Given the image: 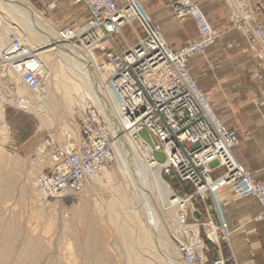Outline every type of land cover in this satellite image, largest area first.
Returning a JSON list of instances; mask_svg holds the SVG:
<instances>
[{
  "label": "built area",
  "instance_id": "2783aa9c",
  "mask_svg": "<svg viewBox=\"0 0 264 264\" xmlns=\"http://www.w3.org/2000/svg\"><path fill=\"white\" fill-rule=\"evenodd\" d=\"M63 2L66 0H54ZM84 5L89 19L80 30L63 28L75 45L84 50L98 51L99 63L104 66L106 83L118 100V111L126 130L147 147L141 130L149 132L156 150L164 154L161 175L183 189L190 185L193 193L176 195L187 199L185 218L198 224L195 240L185 243L183 253L187 264H207V244L220 250L212 264H227L221 251V240L230 243L228 222L218 209L217 196L226 187L242 182L249 196L259 206L253 222H264V181H259L248 168L234 157L240 143L235 129L226 127L217 116L208 96L200 89L189 72V61L211 48L216 37L204 13L189 0H176L180 15L190 16L199 30V38L181 49H173L160 30L150 28L148 35L134 45L119 48L116 39L130 25L131 11L138 0H73ZM241 1V0H240ZM264 4V0H260ZM237 30L249 41L264 46V28L256 23V13L241 5H229ZM3 28L0 20V32ZM0 69L13 72L21 85L38 90L43 85L41 63L18 37L12 35L0 46ZM79 142L70 150L62 148L53 137H45L29 158L38 168L37 188L45 199L75 196L83 192L93 176L115 161L117 137L108 119L89 99L73 110ZM213 206H207L209 197ZM207 197V198H206ZM201 200L206 217L194 208ZM217 208L219 220L211 216ZM193 211L198 217H192ZM203 230V232L200 231Z\"/></svg>",
  "mask_w": 264,
  "mask_h": 264
},
{
  "label": "rangeland",
  "instance_id": "374dc122",
  "mask_svg": "<svg viewBox=\"0 0 264 264\" xmlns=\"http://www.w3.org/2000/svg\"><path fill=\"white\" fill-rule=\"evenodd\" d=\"M29 1L44 14L47 20L56 24L59 29L72 27L75 30H80L84 26V22L79 25L77 23L75 24L72 21V16L69 14L64 16L59 15V17L54 18L41 7L35 5L31 0ZM140 1H138L137 7L134 8V10L139 8L136 10V18L132 14L134 12L132 10L130 16L132 17L131 20L133 23L122 30V35L118 42H124V38L131 39V35L134 33L133 27H140L142 31H139V37H136L134 44L139 39L145 38L150 28L159 30L156 20H154L157 11L148 12ZM189 1L200 9L198 1ZM217 1L223 6H227L231 29L240 33L234 25L232 11L229 9V1ZM241 2L242 0H236L235 5H241ZM60 5L63 6L60 2L55 4V6ZM55 6L51 10H54ZM172 10L175 13L176 19L182 21L184 24L191 19L188 15H178L176 0L174 3L172 0L170 6H168L169 16L172 15ZM0 16L4 18L6 26L10 30H12V27L20 25L19 21V23L11 21L12 19H10L8 13L0 12ZM256 23L264 28L259 18L256 19ZM8 25H11V27ZM215 37L217 39L218 35L215 34ZM194 41H189V43ZM247 44L253 52H259V54L263 55L262 59L264 58V48L261 44L249 43L248 40ZM35 45L37 46L36 43ZM259 45L260 47H258ZM36 46L35 50L37 49ZM94 55L97 61L99 53L95 51ZM201 55L203 53L196 55V57ZM45 62L48 63L49 60L47 59ZM48 66L53 73L52 76L55 77L57 75L56 79L58 78V82L60 83V90L58 91L60 99L57 100V107L55 106L50 110V116L18 109L17 105L13 102L16 100L15 95L18 88L22 85L19 82L17 84L12 79V75L10 76L0 69V100H2V104L0 105L4 109L5 120L10 128L9 138L7 140L2 139V136H0L1 238L6 236L7 228L10 227V220L15 219L13 223L15 225L13 228L14 232L12 233L14 250L13 254L6 261V264H21L17 260L22 253L20 250L22 248L31 249V239L38 244V248L36 247L38 255L36 256L37 259L34 264H66L63 261L66 259L69 264H135L136 256L148 259V263L150 264H160L158 257L153 253H148L149 251L146 252L147 250L139 249L140 254L136 250L130 252L131 248L129 244H131V239L129 237L144 238L146 225L144 217H139L133 212L128 213V210L125 211V202L123 199L128 201L130 198L129 189L131 181L127 171H123L116 161L105 167L102 172L95 174L91 181L84 187L83 192L78 195L64 196L58 199H45L40 194L36 185L39 169L29 164V158L32 156L38 144L48 135L61 144L62 148L68 149V141H70L71 137H69V132L65 127L66 123L68 126L70 125L71 131L78 143L79 133L73 121V110L79 107L80 101L88 99L84 95L75 93L73 89H70L69 83L72 79L69 81L68 74L65 73L67 76L62 74L61 66L58 64L56 58L53 62H49ZM26 90L33 92L28 88ZM161 176L164 182L170 186L172 190L170 195L172 197L184 194L183 192L191 194L194 191L190 185H184L182 189L176 182L170 181L163 175ZM26 181L28 183L27 185L25 184ZM232 186L234 187L230 189L237 196L239 195L238 198L242 196L249 197L247 188L242 182L233 184ZM210 197L208 200H210ZM210 201H207L208 206H211ZM166 203L169 206L167 213L172 221L179 219L178 212L183 210V208L187 209V206L191 209L193 208L191 204L189 205L187 199H183L180 203L168 199ZM194 204L196 206L195 209H203L204 204L201 200L196 201ZM4 205H9V209L2 212L1 207ZM209 212L213 215L211 211ZM196 214L198 213L193 211L192 217L195 218ZM225 216L226 214H224ZM205 217L206 213H203L202 220ZM176 224L180 225L178 222ZM186 224L192 223H188L185 218L184 225ZM200 231L203 232L202 229ZM182 235L184 245L189 240H195V237L188 234L185 228L182 229ZM183 246H181V252ZM207 246L209 249L207 264H212L220 255V250L217 247H212V245L207 244ZM228 246L229 244L226 241L221 240L222 255L226 259L231 256ZM182 254L186 261L183 252ZM62 258L63 260H61ZM93 259H96L95 263L92 262Z\"/></svg>",
  "mask_w": 264,
  "mask_h": 264
},
{
  "label": "bare ground",
  "instance_id": "6f19581e",
  "mask_svg": "<svg viewBox=\"0 0 264 264\" xmlns=\"http://www.w3.org/2000/svg\"><path fill=\"white\" fill-rule=\"evenodd\" d=\"M228 1L234 7L236 6V0ZM0 12L8 13L10 19H12L11 21L20 22L19 26H14L10 30L6 26L4 18L0 16L3 25L0 32V46H3L12 35L18 37L31 51H37L36 54L41 63L43 74V85L41 88L28 92L25 87H19L15 95L16 100L14 99L15 102L13 103L17 105L18 109L23 111L50 116V110L56 106L57 100L60 99L58 95L60 83L58 82V78L56 79L57 75L55 77L52 76L53 73L48 66V63L53 62L56 58L58 64L61 66L62 74H68L69 81L72 79L69 83L70 89H73L75 93L84 95L94 105L99 106L97 107L101 109L102 114L108 119L111 129L117 137L115 161L123 171H127L131 181L129 189L130 198L128 201L123 199L125 211L128 210V213L133 212L139 217H144L146 225L144 238L129 237L131 239V244H129L131 248L130 252L132 250L139 252V249H143L158 257L160 264H187L182 254L185 247L182 229L185 228L188 234L196 237L198 234V224L184 225L186 208L178 212L179 219L177 221L171 220L167 213L169 206L166 202H168V199H171L180 203L182 202V198L176 197V195L172 197L170 195L172 192L170 186L162 179L161 167L158 164H161L160 162L164 160V154L156 150L154 139L146 130H141L139 135L147 147L139 145L138 141L135 142V138L126 130L125 122L118 111V100L108 86V83H106L104 66L99 63V59L96 61L95 51L88 52L82 46L73 44L67 32L59 29L56 24L47 20L44 14L29 0H0ZM130 22L133 23L132 20ZM47 59L49 60L48 63L45 62ZM2 71L10 76L12 75V79L17 84L18 82L21 83L19 77L13 72ZM1 101L0 104H2ZM81 102L84 103V101H80L79 107L83 105ZM65 127L69 132V137H71L70 141H68V149L66 150H70L77 144V139L74 137L70 125L68 126L66 123ZM9 133L10 128L5 120L4 109L0 105V136H2V139L7 140ZM25 184H28L27 181ZM71 200L73 199L71 198ZM8 209L9 205L1 207L2 212ZM197 217L198 214H196L194 219ZM14 220H10V227L7 228L6 236L0 237V264H6L8 258L13 254L14 242H12V233L15 226L13 225ZM176 222L183 226L177 225ZM37 245L31 239V249L22 248L20 250L22 253L17 260L21 264H34L38 255ZM181 246H183L182 252ZM141 252L143 253L144 251ZM136 258L135 264H150L148 263V259L140 258V256H136ZM63 261L69 264L67 259ZM95 261L96 259L92 260L93 263Z\"/></svg>",
  "mask_w": 264,
  "mask_h": 264
},
{
  "label": "crops",
  "instance_id": "0c3cea01",
  "mask_svg": "<svg viewBox=\"0 0 264 264\" xmlns=\"http://www.w3.org/2000/svg\"><path fill=\"white\" fill-rule=\"evenodd\" d=\"M31 1L54 18L69 14L72 16V21L78 25L83 22L85 25L89 19L85 6L75 4L73 0L60 2L63 6H55L57 2L54 0L53 2L52 0ZM116 1L120 5L125 2V0ZM171 1L141 0L140 2L148 12L157 11L154 20L160 32L167 43L178 50L189 41L197 40L199 31L192 18L184 24L176 19L173 10L172 15L169 16L168 6ZM196 1L211 23L214 35L217 34L218 38L216 44L203 55L195 56L189 61V72L200 89L208 96L221 122L229 129L237 131L240 144L233 152L235 159L252 171L259 181H264L263 55L253 52L248 47L247 39L241 33L231 29L226 5L223 6L217 0ZM242 2L256 13L259 21L264 25V4H260V0H242ZM53 6L55 8L51 10ZM137 9L132 12L135 18ZM133 29L131 39L124 38V42H118L122 33L116 39L119 48L125 49L134 44L136 37H139V31H142L140 27H133ZM262 47L264 48L263 45ZM232 187L234 186L226 187L217 196L218 209L228 222L230 229L234 231L228 246L231 256L228 259L223 257L227 260V264H264V223L252 221L259 211L258 203L251 196L238 198L239 195L237 196L230 189ZM210 200L208 201L213 206V197H210ZM206 204L208 206V203ZM198 210L202 214L205 213L204 205L203 209ZM211 212L214 220L218 221L217 208L213 207ZM223 213L226 214V218Z\"/></svg>",
  "mask_w": 264,
  "mask_h": 264
}]
</instances>
